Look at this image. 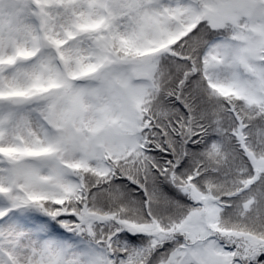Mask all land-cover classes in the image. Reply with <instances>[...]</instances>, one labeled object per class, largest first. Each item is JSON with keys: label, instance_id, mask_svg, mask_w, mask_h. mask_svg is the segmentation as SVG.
Masks as SVG:
<instances>
[{"label": "snow or ice", "instance_id": "snow-or-ice-1", "mask_svg": "<svg viewBox=\"0 0 264 264\" xmlns=\"http://www.w3.org/2000/svg\"><path fill=\"white\" fill-rule=\"evenodd\" d=\"M0 264H264V0H0Z\"/></svg>", "mask_w": 264, "mask_h": 264}]
</instances>
